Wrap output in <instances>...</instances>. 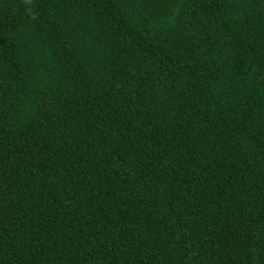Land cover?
<instances>
[{
	"label": "trees",
	"instance_id": "obj_1",
	"mask_svg": "<svg viewBox=\"0 0 264 264\" xmlns=\"http://www.w3.org/2000/svg\"><path fill=\"white\" fill-rule=\"evenodd\" d=\"M0 264H264V0H0Z\"/></svg>",
	"mask_w": 264,
	"mask_h": 264
}]
</instances>
